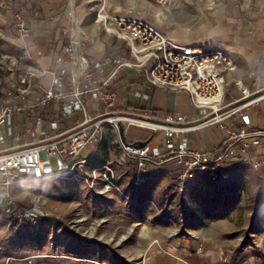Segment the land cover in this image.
Instances as JSON below:
<instances>
[{
  "label": "built area",
  "instance_id": "obj_1",
  "mask_svg": "<svg viewBox=\"0 0 264 264\" xmlns=\"http://www.w3.org/2000/svg\"><path fill=\"white\" fill-rule=\"evenodd\" d=\"M75 5V0H66L67 24L59 28L57 42L34 53L23 46L30 67L0 96V211L19 225L36 224L44 216L42 208L21 204L12 194L13 185L79 176L94 153L86 155L87 147L96 149L102 129L122 123L151 132L143 146L122 142L121 154L114 160L118 167L133 161L137 168L133 183L142 179L149 165L163 164L175 167V188L182 191L194 186L207 190L231 180V166L250 158L249 118L244 110L264 97L244 76L225 80L224 72L235 68L232 54L218 47L173 40L148 20L110 15L100 6L95 20L123 44L115 56L92 58L87 43L93 37L84 29ZM93 10L88 5L84 15ZM14 18L16 32L25 40L29 28L20 15ZM123 67L140 75L147 90L136 95L144 102L154 88L186 91L200 115L188 119L174 113L121 110L113 84ZM254 75L252 67L247 76ZM230 118H239L241 125H226L225 135L213 148L189 144L188 132L204 123L223 125ZM103 167L102 190L117 189L110 180L113 170Z\"/></svg>",
  "mask_w": 264,
  "mask_h": 264
},
{
  "label": "rangeland",
  "instance_id": "obj_2",
  "mask_svg": "<svg viewBox=\"0 0 264 264\" xmlns=\"http://www.w3.org/2000/svg\"><path fill=\"white\" fill-rule=\"evenodd\" d=\"M196 4L185 3L197 21ZM182 6L178 0H138L137 8L128 11L168 36L179 37L183 36L178 32L183 26L180 21L190 17ZM14 21V17L0 21V96L30 67ZM255 21L260 19L243 17L245 24ZM109 37L112 45L122 46L119 39ZM225 50L234 57L231 50ZM122 128L102 129L101 144L79 176L13 185L12 194L20 203L38 205L44 216L36 224L19 225L0 211V264H148L153 258L148 251L158 238L189 237L220 215L233 225L228 236L236 238L232 254L237 257L228 263L243 257L242 248L252 245L253 234L259 232L256 226L264 227L262 217L252 220L255 211L262 210L264 215V143L259 152H250L248 160L231 166L228 182L210 185L207 190L194 186L182 191L175 188L172 164L148 172L149 165L148 173L137 183H133L137 169L133 161L123 167L115 165L121 154L117 141ZM50 160L54 165V159ZM105 165L113 170L110 180L117 189L102 190ZM146 236L149 244L143 240ZM125 246L132 252L123 253Z\"/></svg>",
  "mask_w": 264,
  "mask_h": 264
},
{
  "label": "crops",
  "instance_id": "obj_3",
  "mask_svg": "<svg viewBox=\"0 0 264 264\" xmlns=\"http://www.w3.org/2000/svg\"><path fill=\"white\" fill-rule=\"evenodd\" d=\"M75 1V12L79 20H82L84 29L93 37L92 41L87 43L88 55L92 58L101 59L106 56H115L118 53V46L110 42L109 36L111 38L113 36L104 32L95 20V11L98 7L101 6L110 15L145 19L128 11L137 8L138 0ZM186 1L197 3L194 6L198 12L197 21L194 19L196 15H191L187 8L188 5H185ZM178 2L183 5L186 14L190 17L180 21L183 26H179L178 32H181L183 36L169 37L179 42H193L205 47H221L231 50L234 53L236 67L224 72L225 80L231 81L234 78L248 75L250 69L255 67V75L247 77L245 81L253 83V87L258 84L259 92L264 93V41H262L264 38V0H178ZM65 5L66 0H0V21L20 15L29 28L28 37L25 40L20 39V42L27 47L30 53H34L38 49L46 50L48 45L57 42L59 28L67 24ZM88 5H93L94 10L85 16L84 11ZM243 17L260 19V22L245 24ZM69 24L74 26L72 23ZM230 86L232 87V84ZM113 87L117 93L121 110L138 114L174 113L185 115L188 119H194L200 115L186 91H164L154 88L144 102L136 93L147 90L146 86L140 75L128 67H123L118 71V79ZM244 113L249 118L247 129L250 132L251 151L259 152L264 143V97L247 107ZM229 124L238 127L241 125V120L239 118L226 119L223 125L204 123L198 130L188 132L185 136L192 147L203 143L206 147L213 148L225 135V127ZM122 126V137L120 141H117L119 148L122 142L147 141L150 138L151 132L146 128L127 123H122ZM96 149L90 145L85 153L86 155L92 151L95 153ZM158 166L150 165L148 172ZM148 172L145 171V175ZM224 218H216L215 221L194 230L189 237L158 238V243L148 251L153 255L148 264H206L207 262L227 264L231 258L237 257V253L232 254L236 238L228 236L233 230V225ZM253 236L252 245L243 247L240 253L243 257L237 258L234 262L231 261L232 264H264V228L260 227L259 232ZM143 240L147 244L150 242L147 236L143 237ZM122 250L123 253L132 252L128 246L123 247ZM252 250L255 253H251ZM71 264L75 263L72 261Z\"/></svg>",
  "mask_w": 264,
  "mask_h": 264
},
{
  "label": "trees",
  "instance_id": "obj_4",
  "mask_svg": "<svg viewBox=\"0 0 264 264\" xmlns=\"http://www.w3.org/2000/svg\"><path fill=\"white\" fill-rule=\"evenodd\" d=\"M261 211H262V210H261ZM261 211H259V210H258V211H255V213H254V215H253V219H252L253 222H254L255 219H257L258 217H262V218H263V222H262V224H264V217H263L264 215L261 214ZM220 217H221V215H220ZM220 217H218V218H220ZM253 225H254V224L252 223V225H251L250 228H253ZM260 225H261V224H259V225L256 226V228H257L258 230L260 229ZM263 228H264V227H263ZM254 253H255V252H254Z\"/></svg>",
  "mask_w": 264,
  "mask_h": 264
},
{
  "label": "water",
  "instance_id": "obj_5",
  "mask_svg": "<svg viewBox=\"0 0 264 264\" xmlns=\"http://www.w3.org/2000/svg\"><path fill=\"white\" fill-rule=\"evenodd\" d=\"M144 144H145L144 141H138L134 143V145H138V146H143Z\"/></svg>",
  "mask_w": 264,
  "mask_h": 264
}]
</instances>
